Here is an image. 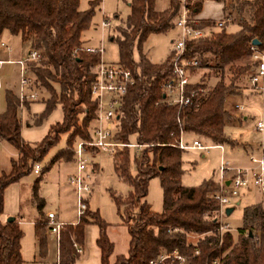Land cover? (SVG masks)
Wrapping results in <instances>:
<instances>
[{"label":"trees","instance_id":"trees-1","mask_svg":"<svg viewBox=\"0 0 264 264\" xmlns=\"http://www.w3.org/2000/svg\"><path fill=\"white\" fill-rule=\"evenodd\" d=\"M164 11L155 10L156 0H129V13L124 28L117 36H110L118 51V64L131 71L135 83L123 100L116 140L128 144L134 138L145 146L134 158L136 174L129 172V148L118 150L112 158L118 179L131 188L128 197L112 196L120 213L122 226L129 234L128 254L117 256L112 264H149L163 253L177 252L187 257L189 264H264V203L246 206L242 226L236 239L229 229L219 237L215 221L218 209L212 193L218 189L213 180L198 187H184L181 150L175 147L182 130L185 138L197 136L203 144L224 145L232 142L225 128L232 123L225 110L227 96L237 90L241 79L247 80L257 64L250 50L252 40L264 52V0H214L221 3L225 19L222 28L215 22L197 20L196 29H207L210 35L196 41H187L183 52L186 59L197 58L205 69L202 84L205 94L184 108L169 106L163 101L161 83L171 75L173 54L163 63L154 64L142 54V48L151 35H165L175 30L174 20L180 10V0H167ZM203 0H186L191 15L197 16ZM99 1L89 2L85 11L79 9V0H0V36L6 31L30 49L38 51L41 60L27 64L29 76L35 85L32 91L48 94L42 98L43 112L35 116L38 125L60 106L63 119L52 125L38 143L26 142L21 136L22 116L18 94L5 91V111L0 113V142L5 141L17 152L11 160L9 173L0 172V264H26L21 254L23 230L16 221L3 222L4 193L12 184L34 172L61 137L66 135L65 148L52 160H73V146L90 138V125L96 117V105L89 99L94 80L93 70L99 64L98 54L85 53L82 34L91 27ZM232 20V22H231ZM237 22H234V21ZM227 23H236L238 31L228 33ZM140 57L134 59V51ZM211 79L217 82L210 86ZM36 99L35 101H37ZM24 100L27 111L30 103ZM158 178L163 191V211L155 213L145 203L151 179ZM38 182L33 186V203L37 209L34 236L41 254L46 249L48 219L44 200L38 196ZM98 228L96 246L100 264H111L113 244L106 234L108 225L97 213L89 210L77 225H65L60 230L57 264H75L79 259L73 243L84 246L85 229ZM198 255H195V252ZM163 264H178L166 260Z\"/></svg>","mask_w":264,"mask_h":264},{"label":"rangeland","instance_id":"rangeland-1","mask_svg":"<svg viewBox=\"0 0 264 264\" xmlns=\"http://www.w3.org/2000/svg\"><path fill=\"white\" fill-rule=\"evenodd\" d=\"M95 0H79V9L85 11L89 7V2ZM100 3L95 8V13L92 18L91 27L82 34V42L90 43L91 46L101 47L103 53L101 55V61L105 64L113 65L118 64V51L115 43L110 41V36H117L118 30L124 28V21L129 13V0H98ZM104 19H108L111 22V27L101 30V23ZM232 22V20H231ZM234 22H237L236 20ZM121 27V28H117ZM225 29L228 33H234L238 31V25L236 23H227ZM179 30L169 32L165 35H151L148 37L142 48V54L154 64L163 63L166 58L171 54L172 43L177 38ZM8 32H4L0 36V41H3L6 45L14 46L9 38ZM17 38V37H15ZM19 40V38H17ZM16 44H19L16 42ZM10 46V47H11ZM134 59L137 61L140 57V52L134 51ZM11 60L16 61L13 57H9L8 54L0 56V61ZM201 75L205 76V69L199 70ZM0 81L3 84V90L0 96V113L5 111V91L9 90L18 94L19 90V66L15 64H4L0 66ZM217 82L215 79H211L209 85L212 86ZM244 79L238 81L237 89L243 87ZM249 86V85H248ZM250 88V87H249ZM251 89V88H250ZM252 90V89H251ZM253 91V90H252ZM237 90H234L235 94ZM257 92V91H255ZM232 94V95H233ZM256 102L251 103L249 100H236V103H242L247 108L257 109L256 119L254 120V126L261 117L263 110V96L257 92ZM230 96V95H229ZM228 97V96H227ZM42 98H48V94L45 91H41L37 95V101L35 104L43 105ZM234 109V108H233ZM259 109V112H258ZM235 110V109H234ZM24 111L22 127L23 131L34 130L40 128L44 124L43 120L38 125L34 124L35 117ZM60 111V110H58ZM250 112V111H249ZM54 113V112H53ZM52 113V114H53ZM248 113V112H246ZM260 113V114H259ZM252 124L253 120L249 119ZM94 123L90 125V130L93 128ZM228 126V125H227ZM253 126V130H254ZM249 129V127H248ZM234 129L228 128L227 133L232 132ZM251 130V128H250ZM230 135V133H229ZM66 135H63L57 145L50 150L47 156L37 163L39 167V173L35 174L31 172L26 177L22 178L17 186L19 202L17 205V211L21 215L22 229L24 232V253L26 255L25 260H32L31 244L32 241V222L33 218L37 215V209L32 204L33 199V186L35 182H38V196L44 198V212L58 213L61 218L73 219V223H64L65 225H72L77 220L76 210V196L74 194L73 187L70 185L69 178L76 174V166L73 160L64 161L63 159H57L54 163L52 160L56 157L57 153L65 148ZM192 139H198L202 142L204 140L197 136H190ZM90 139V138H89ZM89 139L85 140L88 141ZM81 142L78 141L74 144L73 148ZM205 143V142H204ZM129 144L135 145L134 138H131ZM204 146H213L211 144H204ZM144 148V147H143ZM142 148V149H143ZM141 149V150H142ZM139 150V151H141ZM238 150L233 151L231 147L223 145V152L217 148H210L207 151L199 150H186L182 152V170L183 175L180 183L184 187H198L204 181L217 179L218 169L221 161L230 162L233 166H242L237 159L236 154ZM130 163L129 172L132 176L136 174V167L134 164V158H137L139 152L134 148L129 150ZM17 157L16 150L5 141L0 142V172L9 173L11 168V160ZM87 161V168L84 175L89 176L88 183L92 187V193L86 196L88 199V210L92 213H97L98 217L105 222L108 227L106 228V234L110 242L113 244V253L110 257V263L112 264L117 256H126L128 254L129 234L127 229L122 226L120 213L112 199V196L128 197L131 188L128 184L120 181L115 174L112 158L102 152L87 153L85 156ZM229 163V164H230ZM230 164V165H231ZM250 166V164L248 165ZM35 167V166H34ZM16 188V187H14ZM240 204L234 205V210L229 216L225 217V222L229 225L233 231L234 238L237 236V229L242 226V214L243 209L248 206H253L259 202L263 203L261 196L252 189L251 191H242ZM151 210L155 213H161L163 211V191L158 178H153L149 181L147 187V196L144 199ZM238 201V200H237ZM236 201V202H237ZM235 202V204H236ZM14 201L6 198V209H9L13 205ZM13 207V206H12ZM55 211V212H53ZM46 213V214H47ZM56 215V214H55ZM7 220V219H6ZM51 237V236H50ZM53 238V237H51ZM54 239V238H53ZM57 246V245H56ZM58 248V247H57ZM58 257V255H57ZM54 258V257H53ZM38 260V258H37ZM42 263H49V259L40 260ZM54 264V260L51 262ZM29 264H33L29 262Z\"/></svg>","mask_w":264,"mask_h":264},{"label":"built area","instance_id":"built-area-1","mask_svg":"<svg viewBox=\"0 0 264 264\" xmlns=\"http://www.w3.org/2000/svg\"><path fill=\"white\" fill-rule=\"evenodd\" d=\"M230 19H223L215 22L216 29L229 22ZM197 24L195 16L191 15L190 9L186 5V0H180V10L174 20L175 29L179 30L177 38L172 43L173 60L172 71L170 77L163 80L161 89L163 91V101L169 106H178L184 108L189 106L193 100L197 99L200 94L206 93V88L202 86L203 76L200 71L201 62L197 58L186 59L183 57L185 43L187 41H196L203 37L209 36V30L196 29ZM111 27V22L104 19L101 23V28L106 29ZM0 50L9 54L11 48L3 41H0ZM79 50L85 53L102 55L103 49L82 46L73 51V56L77 55ZM252 59L257 62L253 73L248 78V85L253 91L259 92L263 96V110L260 119L254 126V131L260 135V147L257 154H252L248 157L250 166L234 167L225 161H221L218 169L217 179L215 183L218 186L216 192L212 193V199L217 203L218 209L216 212V223L219 237L230 229L225 222V210L234 207L235 202L241 198L242 191H251L252 189L261 196L264 203V52H260L256 46L251 45ZM41 60V55L34 49H29L24 57L16 60L0 61V66L4 64H15L19 66V90L18 98L23 109L22 103L24 100L30 102L37 99V94L32 91L35 85L34 80L29 76L27 64L38 62ZM94 80L89 91V99L96 105V117L94 126L90 130V139L88 141L79 142L73 148V162L76 166V174L69 178L70 185L73 187L76 196L77 220L75 225L80 222V219L88 210V202L86 196L92 193V187L88 183L89 176L84 175L87 168L85 155L92 152H102L113 158L118 150L129 148L136 149L138 152L143 147L142 145H132L117 141L115 136L118 131V121L120 118V110L123 100L128 92V89L134 85L135 80L130 70L123 68L119 64L107 65L101 60L93 70ZM3 90V84L0 81V96ZM234 109L238 112L246 109L243 105H236ZM178 150H199L207 151L210 148H217L223 152L222 145L204 146L198 140L193 139L190 143L186 141L185 135L181 130L178 140L175 143ZM38 165L34 167V173H39ZM237 201V202H238ZM48 219L47 235L54 238L57 247L59 246L60 230L65 224L59 222L56 215L47 213ZM73 246L80 256L83 250L76 243ZM58 250V248H57ZM198 255V252H195ZM174 260L178 264H189L187 257L179 255L177 252L171 254L163 253L156 259H153L149 264H163L166 260ZM213 264H217L215 261Z\"/></svg>","mask_w":264,"mask_h":264},{"label":"crops","instance_id":"crops-1","mask_svg":"<svg viewBox=\"0 0 264 264\" xmlns=\"http://www.w3.org/2000/svg\"><path fill=\"white\" fill-rule=\"evenodd\" d=\"M238 1H253V0H238ZM169 3L167 0H156L155 2V10L156 11H164L168 8ZM196 20H205V21H212V22H218L224 19V14H223V7L221 3L215 2L214 0H203L202 1V9L200 13L195 17ZM101 28V27H100ZM101 30H103L101 28ZM86 32V31H85ZM10 40L12 41L14 46L8 45L11 48L10 53L8 54L9 57H13L15 60H18L27 53V51L30 49L29 43H22L20 40H17L15 37H9ZM18 42L19 44H16ZM88 42V41H87ZM87 42H82V46H88V47H93L90 45V43ZM93 48H98V47H93ZM5 53H3L0 50V56H3ZM10 90V89H9ZM255 91H252L249 86H248V79L245 80L243 83V87L240 89H237V92L233 95L228 96L225 99L224 103V108L225 110L231 115L232 117V123H230L228 126L225 128V134L227 138L232 142L231 144H224L232 148L233 151L238 150L234 154H236V159L237 161L242 164L240 167H246L249 165L248 157L252 154H257L259 151L260 147V135H258L254 130V120L256 119V111L257 109H253L254 114L251 112L252 108H247L244 111L238 112L234 110V106L240 104L243 105L242 103H236V100H249L251 103L254 101L256 102V96L254 95ZM38 101H35L33 103H30L28 110L26 113L30 114L32 117L37 116L41 114L45 108V105H37L35 104ZM244 106V105H243ZM60 110V111H58ZM250 111V112H249ZM54 112V113H53ZM47 120L44 121V124L41 125L40 128H35L34 130H26L23 131V127L21 130V136L22 138L29 143H38L40 142L48 133L49 128L56 124V123H61L63 119V114L61 111L60 106H58L54 111H53ZM248 112V113H246ZM259 112V109H258ZM23 114L24 111H22L21 116L23 120ZM260 114V113H259ZM249 119L253 120V123L251 124L249 122ZM249 127V129H248ZM228 128L234 129L232 132H235V134L227 133L226 130ZM251 128V130H250ZM193 139L190 137H186L187 142H191ZM223 146V145H222ZM224 153V152H223ZM228 163V162H227ZM230 163V162H229ZM228 163V164H229ZM231 164V163H230ZM229 164V165H230ZM231 166H233L231 164ZM234 167H239V166H234ZM18 183L10 185L4 193V206H3V214L1 216V220L3 222L6 221L7 218L13 217L14 221H16L19 226L22 228V217L17 211V205L19 202V197H18V189L17 185ZM16 187V188H14ZM244 196V195H243ZM9 197L11 198L14 203L9 207V209H6V198ZM44 200V198H42ZM45 201V200H44ZM240 202V201H239ZM45 203V202H44ZM32 204L35 206V204L32 201ZM13 206V207H12ZM248 206V205H247ZM36 207V206H35ZM50 212V211H47ZM47 212H44L45 214ZM55 212V211H53ZM57 220L64 222V223H73V219H67L65 220L64 218H61L57 212H55ZM36 217L33 218L32 222V241L30 242L32 248H31V253H32V260L31 261H26L25 260V253H24V235L21 240V254L23 257V260L25 261L26 264H29V262H32L33 264H45L40 262V260H48L49 263L47 264H52V260H54V264H57V255H58V250L56 246V242L53 238L47 235V242H46V249L43 254L40 253L37 242L35 240L34 236V223ZM75 225V224H72ZM23 230V229H22ZM24 233V232H23ZM98 228L95 225H89L85 229V241H84V246L82 247L83 254L79 256V259L76 261L75 264H100V252L99 249L96 246V239L98 237ZM54 257V258H53ZM38 258V260H37Z\"/></svg>","mask_w":264,"mask_h":264},{"label":"water","instance_id":"water-1","mask_svg":"<svg viewBox=\"0 0 264 264\" xmlns=\"http://www.w3.org/2000/svg\"><path fill=\"white\" fill-rule=\"evenodd\" d=\"M259 44H260V43L258 42L257 39L252 40V45H254V46H259ZM163 97H164V96H163ZM239 204H240L239 201L236 202V206L239 205ZM233 210H234V207L227 208V209L225 210V212H226V216H229V215L232 213ZM6 221H7V222H13V221H14V218H13V217H9V218H7Z\"/></svg>","mask_w":264,"mask_h":264}]
</instances>
